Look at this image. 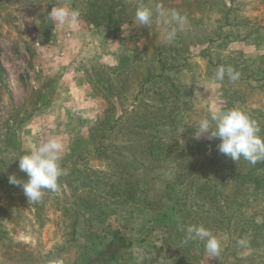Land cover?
Segmentation results:
<instances>
[{"label":"rangeland","instance_id":"374dc122","mask_svg":"<svg viewBox=\"0 0 264 264\" xmlns=\"http://www.w3.org/2000/svg\"><path fill=\"white\" fill-rule=\"evenodd\" d=\"M140 2L0 0V264H264V160L195 138L233 107L264 137V0H142L187 17L171 43L134 23ZM61 5L77 27L49 19ZM53 138L67 174L33 203L9 176ZM193 224L218 258L186 241Z\"/></svg>","mask_w":264,"mask_h":264},{"label":"clouds","instance_id":"9594fccd","mask_svg":"<svg viewBox=\"0 0 264 264\" xmlns=\"http://www.w3.org/2000/svg\"><path fill=\"white\" fill-rule=\"evenodd\" d=\"M81 13L78 9L67 6H54L48 13L49 19L75 28L80 22ZM134 23L150 27L155 23L162 31L165 42L171 43L176 39L178 30L187 23V17L178 10L166 9L162 4H156L155 9L145 5L142 0L135 11ZM225 75L232 81L239 79V73L231 66H220L215 79L223 81ZM195 138H201L209 133V138H218V150L238 161L243 157L252 165L264 160V137L260 136L257 122L238 107L227 110L213 111L210 116L201 118L195 127ZM65 151L64 144L58 138L50 139L34 150L18 158L20 171L26 173L27 179L20 180L15 175L9 176V183L22 186L28 201L39 202L44 190L56 192L58 179L67 171L61 167L60 161ZM199 239L204 241L209 258H218L221 252V241L203 225H189L186 228V241ZM241 246H247L248 241L241 238L237 241ZM49 264H63L60 259Z\"/></svg>","mask_w":264,"mask_h":264},{"label":"trees","instance_id":"16d2710c","mask_svg":"<svg viewBox=\"0 0 264 264\" xmlns=\"http://www.w3.org/2000/svg\"><path fill=\"white\" fill-rule=\"evenodd\" d=\"M95 4H96V2H95ZM234 177L237 178V179L240 178V176H238V175L237 176H234ZM105 253H107V252L106 251L105 252L102 251V252L99 253V255H97V257H103L105 255Z\"/></svg>","mask_w":264,"mask_h":264}]
</instances>
